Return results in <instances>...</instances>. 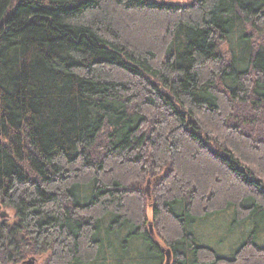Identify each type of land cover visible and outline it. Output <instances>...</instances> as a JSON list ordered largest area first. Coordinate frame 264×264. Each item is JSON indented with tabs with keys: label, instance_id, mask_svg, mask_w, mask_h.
Returning <instances> with one entry per match:
<instances>
[{
	"label": "trees",
	"instance_id": "trees-1",
	"mask_svg": "<svg viewBox=\"0 0 264 264\" xmlns=\"http://www.w3.org/2000/svg\"><path fill=\"white\" fill-rule=\"evenodd\" d=\"M3 210L0 264H264V0H0Z\"/></svg>",
	"mask_w": 264,
	"mask_h": 264
},
{
	"label": "rangeland",
	"instance_id": "rangeland-1",
	"mask_svg": "<svg viewBox=\"0 0 264 264\" xmlns=\"http://www.w3.org/2000/svg\"><path fill=\"white\" fill-rule=\"evenodd\" d=\"M172 1L185 5L191 2L192 0H172ZM150 184H151V180L149 183V187H150ZM146 186H147V183L144 186L145 190L147 189ZM150 191H151V187L149 188V195H150ZM198 230L201 231L200 229ZM203 230H204L203 233H201L202 234L201 239H203L204 241H209L210 244L214 246L215 244L218 246L222 243V245L220 246L222 250L219 249V251L222 252L221 254L223 256H229V254L226 253V251L229 253L228 251L229 249L234 252L235 248H237L240 245V242L244 238V237H241L239 240H235L234 236H231L232 234H229V232L231 231L230 224L225 225V223H222V220L217 221L215 225L210 224L209 226H206ZM227 236L229 237L228 239L226 238ZM229 244L231 246L228 248L227 245ZM217 250H218V247H217ZM44 263L45 261L41 259V260H37L36 264H44Z\"/></svg>",
	"mask_w": 264,
	"mask_h": 264
},
{
	"label": "water",
	"instance_id": "water-1",
	"mask_svg": "<svg viewBox=\"0 0 264 264\" xmlns=\"http://www.w3.org/2000/svg\"><path fill=\"white\" fill-rule=\"evenodd\" d=\"M149 183H150V180H148L147 181V186H146V194H147V197L149 196ZM0 217L1 218H3V217H8L7 216V213H6V211H1L0 212ZM148 227H149V231H151L152 230V225H151V223L148 225ZM164 253L166 254V261H165V264H168L169 263V261H170V256H171V254H170V251L168 250V249H166L165 251H164ZM37 263V260H35L34 258H29L27 261H25L24 262V264H36Z\"/></svg>",
	"mask_w": 264,
	"mask_h": 264
},
{
	"label": "flooded vegetation",
	"instance_id": "flooded-vegetation-1",
	"mask_svg": "<svg viewBox=\"0 0 264 264\" xmlns=\"http://www.w3.org/2000/svg\"><path fill=\"white\" fill-rule=\"evenodd\" d=\"M152 225V224H151ZM149 232H151V234H152V237H153V235H154V232H153V225H152V230L151 231H149ZM153 243H155V241L153 242ZM156 244V243H155ZM165 254V253H164ZM171 254V253H170ZM151 262H152V264H155V261H156V256H151ZM165 261H166V254H165V257H164V263L163 264H165ZM171 262H172V254H171V256H170V261H169V263L168 264H171Z\"/></svg>",
	"mask_w": 264,
	"mask_h": 264
}]
</instances>
